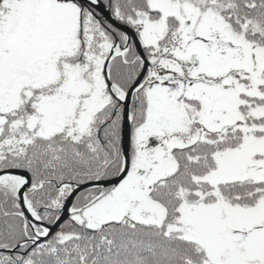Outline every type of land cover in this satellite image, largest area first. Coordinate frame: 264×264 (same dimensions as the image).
Listing matches in <instances>:
<instances>
[{
  "label": "snow or ice",
  "instance_id": "snow-or-ice-1",
  "mask_svg": "<svg viewBox=\"0 0 264 264\" xmlns=\"http://www.w3.org/2000/svg\"><path fill=\"white\" fill-rule=\"evenodd\" d=\"M0 264H264V0H0Z\"/></svg>",
  "mask_w": 264,
  "mask_h": 264
}]
</instances>
